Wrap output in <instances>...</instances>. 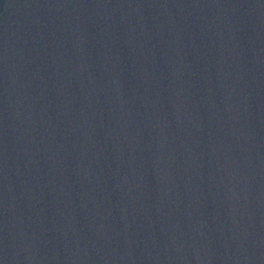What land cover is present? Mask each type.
Segmentation results:
<instances>
[{
    "label": "water",
    "instance_id": "water-1",
    "mask_svg": "<svg viewBox=\"0 0 264 264\" xmlns=\"http://www.w3.org/2000/svg\"><path fill=\"white\" fill-rule=\"evenodd\" d=\"M0 264H264V0H0Z\"/></svg>",
    "mask_w": 264,
    "mask_h": 264
}]
</instances>
